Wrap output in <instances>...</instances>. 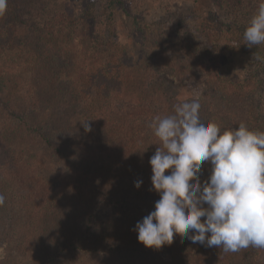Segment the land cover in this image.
I'll return each instance as SVG.
<instances>
[{
  "label": "trees",
  "instance_id": "16d2710c",
  "mask_svg": "<svg viewBox=\"0 0 264 264\" xmlns=\"http://www.w3.org/2000/svg\"><path fill=\"white\" fill-rule=\"evenodd\" d=\"M123 1L8 0L0 15V264H264V249L224 253L179 236L146 249L134 230L160 198L148 124L193 101L165 83L200 84L204 123L264 131V44L243 40L259 0H214L228 22L208 15L170 43L139 26L141 44ZM127 28L130 42L117 33ZM167 44L165 71L150 50ZM224 48L256 61L243 80L223 68Z\"/></svg>",
  "mask_w": 264,
  "mask_h": 264
},
{
  "label": "clouds",
  "instance_id": "9594fccd",
  "mask_svg": "<svg viewBox=\"0 0 264 264\" xmlns=\"http://www.w3.org/2000/svg\"><path fill=\"white\" fill-rule=\"evenodd\" d=\"M7 4L0 0V15ZM243 40L249 48L264 44V0ZM200 108L198 100L183 102L174 114L155 116L148 124L160 142L149 159L152 190L160 198L136 223L137 241L154 250L171 245L176 236L224 253L264 249V131L250 130L243 122L224 129L204 123ZM85 130L90 126L85 124ZM205 162L211 169L202 182ZM141 184L137 180L134 187ZM4 202L0 194V206Z\"/></svg>",
  "mask_w": 264,
  "mask_h": 264
},
{
  "label": "rangeland",
  "instance_id": "374dc122",
  "mask_svg": "<svg viewBox=\"0 0 264 264\" xmlns=\"http://www.w3.org/2000/svg\"><path fill=\"white\" fill-rule=\"evenodd\" d=\"M214 0H124L121 14L128 27L130 23L136 25L135 32L132 34L133 41L140 44L145 43L141 40V32L143 30L139 26L146 29L151 36L161 37L167 43L170 39L182 36L186 30L188 33L204 25L206 20H213V17L207 18L208 15L216 14V18L224 23L228 22L230 15L224 10L219 9ZM81 6L78 4L66 5V10L71 17H75L79 13ZM122 19V21H123ZM128 29V28H127ZM125 32L117 29L119 35L129 38V29ZM202 37V36H200ZM203 38L199 39L201 41ZM144 40V39H143ZM170 43V42H169ZM222 45L229 47L228 42L223 40L219 42ZM170 46L167 44L166 49H151L150 52L155 56L158 65L166 70L164 60H167L173 53L167 49ZM256 61L248 56L241 55L227 48H224L222 55V66L226 71H230L235 81L243 80L248 69L255 66ZM167 93L170 96L180 99L197 100L200 97L201 86L198 83L186 84L183 86H170L165 83ZM19 260H22L21 258ZM24 261V259H23Z\"/></svg>",
  "mask_w": 264,
  "mask_h": 264
}]
</instances>
